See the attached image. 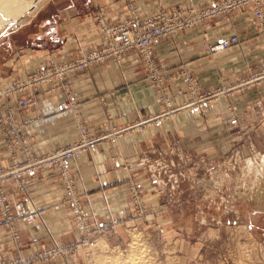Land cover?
<instances>
[{"label":"rangeland","instance_id":"374dc122","mask_svg":"<svg viewBox=\"0 0 264 264\" xmlns=\"http://www.w3.org/2000/svg\"><path fill=\"white\" fill-rule=\"evenodd\" d=\"M172 1L108 0L107 6L96 5V9L86 13L89 14L87 24L91 26L92 33L96 34L93 48L88 49L90 45L82 44L76 37L72 38L68 40L67 47L50 48L49 59L45 60L44 66L24 79L51 66L66 68L77 59L106 48L101 35L103 25L113 27L135 14L143 18L164 13L171 19L173 11L184 12L190 7L196 10L207 9L217 2L210 0L212 4L200 6L198 3L185 4L184 1L174 5ZM79 2L80 0H0V5H3L0 7V60H7L10 56V44L18 48L35 41L33 32L37 27L53 30L57 10L63 5ZM6 4L8 8L5 10L3 7ZM240 8H245L252 16L249 6ZM240 8L218 14L206 21L223 14L228 15ZM167 18L166 23L170 24ZM44 20L46 24L41 25ZM205 22L182 29L174 36L160 37L155 42L160 39L172 41L180 32L200 28ZM249 25L254 31L239 36V44L245 45L257 40L264 45V31L253 17ZM202 38L208 54H212L207 51L208 43L216 44L226 40L230 46L227 38L210 42L205 32H202ZM154 43V62L162 72L161 77L164 76L160 81L159 77L156 78V87L147 77L143 64L148 84L158 103L154 114L114 122L110 113H106L105 120L92 126L87 125L80 115V102L70 90L66 78L109 59L121 64L124 53L118 58L108 57L75 67L63 74L61 81L53 76L48 83L39 85V97L47 89V97L54 98V102H57L61 94L57 86L64 83L69 93L63 95V99L70 97L79 117L76 118L78 114L66 113L72 115L75 135H68L65 144L40 154H31L33 157L65 145L80 143L82 134L77 127V119L88 129V138L91 140L89 148H85L79 157L94 152L101 145L117 149L118 142L126 136L142 133L154 126L156 151L150 150L147 160L141 156L143 161L138 168L130 166L131 162L118 156V152L109 157L113 160L119 157V165L129 171L110 184L116 187L118 196L109 208L103 200L101 207L96 210V217H93L91 209L85 204L87 197L80 192L82 182L76 179L70 167V162L79 157L66 161L67 179L79 204L77 213L74 210L76 200L70 198L57 166L40 171H58L62 190L58 196L54 194L56 198L54 196L53 201L47 200L49 204L42 207L35 196L34 199L31 198L28 190L27 184L35 172L17 180L8 178L2 182L0 264H127L132 258L144 260L146 264H264V183L259 182L251 188L249 182L251 183L254 172L246 169L251 163L260 165L261 158L264 159V46L257 54L258 59L251 58V62L241 60L240 65L234 68L235 71L225 68L219 76L213 77L209 74L197 75L188 62L180 63L173 70L159 66ZM239 50L242 59H248L249 54L254 55L255 52H244V48ZM68 52L73 57L65 58ZM24 79L12 83H22ZM12 83H0V87H7ZM157 83H160L159 89ZM164 100L172 107L171 112L162 109ZM99 101L105 107V97H99ZM56 114L63 116L65 113ZM149 117H155L156 122L142 131L131 130L123 134L124 128ZM177 122L180 123L175 125ZM23 132L25 128L20 134L21 138ZM2 139L4 152L12 162L7 166H0V172L8 173L15 167L24 166L28 162L24 154L25 144H17L9 151L8 148L14 143L10 140L8 143L5 137ZM18 154L23 155L21 160H18ZM262 169L256 170L262 173ZM256 170L254 171L257 173ZM243 179L246 182L241 183ZM55 211L63 215L61 224L51 222V215ZM31 212L34 213V218L28 222Z\"/></svg>","mask_w":264,"mask_h":264},{"label":"crops","instance_id":"0c3cea01","mask_svg":"<svg viewBox=\"0 0 264 264\" xmlns=\"http://www.w3.org/2000/svg\"><path fill=\"white\" fill-rule=\"evenodd\" d=\"M107 1L80 0L77 4L63 5L57 10V21L53 30L37 27L33 32L35 41L18 48L10 44V56L7 60H0V83L6 85L26 78L44 66L45 60L49 59L50 48L67 47L68 40L72 38H78L82 44L90 45L88 49H92L96 36L94 37L95 32L92 33L91 26L87 24L89 14L86 13L96 9V5L107 6ZM180 1H184L185 4L198 3L200 6L213 3L210 0H173L171 3L177 5ZM251 18V13H247L245 8H240L228 15L223 14L206 21L200 28L184 30L172 41L158 40L154 43V52L159 66L173 70L178 68L180 63L188 62L197 75L209 74L213 77L219 76V73L226 70L225 68L235 71L234 68L240 65L241 60L251 62L253 61L249 60L251 58L258 59L257 54L264 46L257 40L247 42L245 45L239 44V36L254 31L249 25ZM43 24H46V20L42 21L41 25ZM202 32L208 35L210 42L227 38L230 40V46L224 51L208 54L205 51ZM242 48L244 52L254 50V55L249 54L248 59H242L239 50ZM71 57L73 54L71 56L70 52L65 55V58ZM121 60L122 63L117 64L113 59H109L66 78L70 90L80 102L79 112L87 125H96L105 120L106 113H110L114 122H124L156 112L158 103L154 91L148 84L139 53L136 50L126 52L122 54ZM177 85L178 83L174 86L175 91ZM101 96L105 97V107L99 101ZM40 98L43 99L40 105L28 108L19 115L20 122L25 124L22 140L31 154H40L65 144L68 135L76 133L71 114L65 113L63 116L56 114L54 98L50 99L47 95ZM38 111L44 113L42 118L38 117ZM178 123L180 122L175 125ZM165 126L169 127L167 124ZM2 140L0 136V166L3 167L12 160L4 152ZM150 150L156 151V126L142 133L126 136L118 142L117 149L101 145L94 152L83 154L70 162L73 174L82 182L80 192L86 195L85 204L91 209L93 217H96V210L101 207L103 200L106 201L107 208L112 207L118 190L110 184L129 171L128 168L125 167V170L119 165V157L116 160L109 157L118 152V156L131 162L130 166L138 168L142 165L141 156L147 160ZM22 157V154L17 156L18 160ZM27 185L31 198L36 197L35 200H39L40 207L49 204L47 200L53 201L54 194L58 196L62 192L58 171L54 169L35 172ZM57 211L51 215V222H56V225L61 224L63 218ZM48 235L46 238H49Z\"/></svg>","mask_w":264,"mask_h":264},{"label":"built area","instance_id":"2783aa9c","mask_svg":"<svg viewBox=\"0 0 264 264\" xmlns=\"http://www.w3.org/2000/svg\"><path fill=\"white\" fill-rule=\"evenodd\" d=\"M242 6H249L252 12V17L260 25L264 31V0H217V2L211 7L202 10H196L193 7L188 8L184 12L179 10L173 11L171 19L164 13H155L146 17H139L137 14L132 15L128 19L117 23L113 27L101 28V35L103 41L106 44V48L89 53L86 57L77 59L76 62L68 64L66 68L57 69L54 66L50 68L42 69L36 72L35 75H31L28 79H25L22 83H12L7 87H0V136L5 137L9 143H14L8 149L11 151L15 145H23L20 134L25 128V124L20 122L19 115L26 109L38 106L41 104V99L37 88L39 85H43L49 82V80L55 76L58 80H62L63 74L74 70L75 67L85 66L93 61H102L108 57L118 58L120 54L128 52L132 49H137L140 54L141 60L147 70V77L154 82L156 87V78L161 77V70L157 67L154 62L153 55V43L160 37L163 36H174L182 29L188 27L197 26L202 24L207 19L215 17L218 14L229 12ZM167 21L170 24L166 23ZM229 47V42L222 40L216 44H206L207 51L214 53L217 51L224 50ZM76 63V64H75ZM57 73V74H56ZM168 74H165L167 76ZM157 88H160V83H157ZM59 99L55 103L56 113H73L79 117L74 102L67 96L66 100L63 99V95H68V87L64 83H60L57 86ZM192 89V88H190ZM52 91V88H51ZM49 91L44 90L42 94L47 95ZM162 105V109L172 111V107L169 104ZM42 111H38V117H43ZM156 122L154 118H147L145 120H138L132 126L124 128L123 134L135 130L142 131L146 126L152 125ZM77 127L80 134H82V140L78 144L72 146H64L61 148L54 149L50 152L39 156H32L28 149L24 148V154L28 162L22 167H15L8 173L0 172V184L6 181L8 178L17 180L21 176H26L29 173L41 171L43 169L57 166L59 168L60 177L64 181V186L68 189L70 198L76 200V213L79 206L77 197L74 191L71 189L70 182L68 181V170L66 168V161L68 159H74L79 157L85 150L89 148L91 140H89L88 129L81 124L80 120L77 119ZM87 137L88 139H85ZM88 141V142H87ZM25 144V143H24ZM19 208V206H18ZM30 222L34 218V213H29ZM80 218V216L78 215Z\"/></svg>","mask_w":264,"mask_h":264},{"label":"bare ground","instance_id":"6f19581e","mask_svg":"<svg viewBox=\"0 0 264 264\" xmlns=\"http://www.w3.org/2000/svg\"><path fill=\"white\" fill-rule=\"evenodd\" d=\"M2 3H3V2H2ZM0 4H1V3H0ZM3 4H4V3H3ZM8 4H9V3H8ZM1 6H3V5H0V7H1ZM6 7H7V4H6V6L3 7V8L5 9ZM3 8H2V9H3ZM7 8H8V7H7ZM7 8H6V9H7ZM2 9H1V10H2ZM6 9H5V10H6ZM0 13H1V12H0ZM2 13H3V12H2ZM261 160H262V161L260 162V165H253V164L251 163L252 165L249 164L251 167H250V166H247V168H246L247 171L250 172L251 169H252L251 172H252V173L254 172V173H253V174H254L253 177H252V173H251V175H250V176L252 177V181H251V183L249 182V184L252 185L251 188H253V186H255L256 184H258L259 182H260V183H261V182L264 183V173H263V172H264V168L262 169V167H264V166H262L263 163H264V162H263L264 159L261 158ZM262 162H263V163H262ZM261 163H262V164H261ZM254 164H255V163H254ZM256 164H257V163H256ZM258 164H259V163H258ZM256 169H257V170L262 169L263 172L260 173V171H257ZM254 170H256L257 173H256ZM249 174H250V173H249ZM247 178H248V177H247ZM245 180H246V179H245ZM243 182H246V181H244V179H243V181H242L241 183H243ZM241 183H240V184H241ZM247 183H248V182H247ZM245 185H246V184H245ZM260 185H261V184H260ZM248 186H249V185H248ZM244 190H245V189H244ZM257 191H258V189H257ZM255 192H256V191H255ZM256 194H257V193H256ZM254 195H255V194H254ZM262 195H263V194H262ZM255 196H256V195H255ZM134 254H135V253H134ZM137 257H138V256H137ZM127 258H128V257H127ZM109 260H110V259H109ZM115 260H116V259H115ZM123 260H124V259H123ZM118 261H119V260H118ZM118 261H117V262H118ZM126 261H127V260H126ZM143 261H144V260H143ZM143 261H142L141 259H139V258H132V259H130V260L128 261V263H129V264H146V263L143 262ZM119 262H120V261H119ZM121 262H122V260H121ZM114 263H116V262H114ZM128 263H127V264H128ZM108 264H109V263H108ZM120 264H121V263H120Z\"/></svg>","mask_w":264,"mask_h":264}]
</instances>
